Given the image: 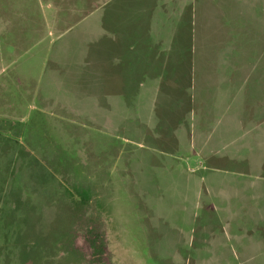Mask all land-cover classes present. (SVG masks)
<instances>
[{
  "label": "rangeland",
  "instance_id": "1",
  "mask_svg": "<svg viewBox=\"0 0 264 264\" xmlns=\"http://www.w3.org/2000/svg\"><path fill=\"white\" fill-rule=\"evenodd\" d=\"M127 38L168 67L121 64ZM219 61L234 83L201 91ZM199 93L230 101L201 130ZM262 110L264 0H0V264H242L229 229L264 245Z\"/></svg>",
  "mask_w": 264,
  "mask_h": 264
},
{
  "label": "crops",
  "instance_id": "2",
  "mask_svg": "<svg viewBox=\"0 0 264 264\" xmlns=\"http://www.w3.org/2000/svg\"><path fill=\"white\" fill-rule=\"evenodd\" d=\"M127 36L128 35H125L121 38H125ZM122 42H123L122 46H124L123 52H121V55H118L116 51L115 58L118 59L121 62V64L127 67L129 66V68H131L129 59H132V62H133V59H137V58L142 59V64L138 65V67H143V68H150V66L154 63H156V65H160V68H164V67L167 68L170 63L169 62L170 54L169 53L165 54L159 51L154 52V53H149L148 52L149 50L137 51V53L132 51V54L127 57V54H129V52L135 48L134 43L132 42L131 38L129 39L127 38L126 41L123 40ZM163 49L164 48L162 47V49H159V50H163ZM176 56L181 57V53H178ZM190 57L191 59L193 58V60L190 61V64H191V66H189L190 72L194 75L195 74L197 75L198 68H197V63L195 61V59L197 58V55L196 53H193V55H191ZM218 57L221 58L220 55H218ZM154 59H157V60L154 61ZM219 63L221 65L218 64L217 66L211 69L201 68L202 73H200V77L198 79V82H199L198 85L201 87V91L204 89L206 85L208 86L210 84V86H214L215 88L218 87L217 90L219 91L223 90V93H227L224 91H228L230 86H232L231 84L234 83L235 74L237 73L238 67H234L233 65L227 62L225 64L223 61H219ZM197 98H198L197 99V111L195 110L196 111L195 114L196 116L198 115L200 117L199 118L200 121H197V126L199 127L200 130L203 127V124H202L203 121L205 124L209 122V120H212V123L214 121H217L218 123L221 121V118L223 117V115L227 114V111L230 108V101H228V99L219 98V99L209 101V103H204L205 101H203L202 93H199ZM202 102L204 103L203 104L204 108H202ZM260 114H262L261 116L264 117V110H262ZM196 130H197V127H196ZM239 193L242 195L235 194V192L230 193V195H228L229 193H225V194H221L219 198L221 202L241 203V202H244L245 200H248L249 196H245L244 193L241 191H239ZM262 194H264V191L263 193H260L258 195L259 197H256V199L263 200ZM232 207H231V210L229 209L231 213H229L230 215L228 217L230 218L231 217L232 218L244 217L243 214L237 215L236 212H239V211H235L236 209H239L241 207L239 206H236L233 208ZM228 225H230V223ZM236 232L233 231L231 235V231L229 229L227 234L230 237H232V239H236L237 241L236 255L239 256V259L242 260L241 263L242 264H264V245L258 244L255 247L253 246L254 248H250V245L244 239V235L247 232L243 230L239 232L236 231Z\"/></svg>",
  "mask_w": 264,
  "mask_h": 264
}]
</instances>
